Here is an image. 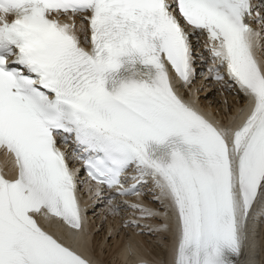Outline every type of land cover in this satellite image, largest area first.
Masks as SVG:
<instances>
[{
    "label": "snow or ice",
    "instance_id": "6c2138e0",
    "mask_svg": "<svg viewBox=\"0 0 264 264\" xmlns=\"http://www.w3.org/2000/svg\"><path fill=\"white\" fill-rule=\"evenodd\" d=\"M190 36L205 39L213 80L226 75L251 104L235 131L218 130L173 87L167 66L184 86L194 77ZM261 40L264 3L253 0H0V152L16 172L0 175V264H91L35 219L82 232L70 144L98 199L151 183L168 202L172 264H236L249 216L264 206ZM137 65L151 70L147 82Z\"/></svg>",
    "mask_w": 264,
    "mask_h": 264
},
{
    "label": "bare ground",
    "instance_id": "6f19581e",
    "mask_svg": "<svg viewBox=\"0 0 264 264\" xmlns=\"http://www.w3.org/2000/svg\"><path fill=\"white\" fill-rule=\"evenodd\" d=\"M77 23L79 27L81 21L77 20ZM83 39L84 36L81 35V40ZM260 43L262 47L257 55L259 59H264V41L261 40ZM191 44L192 48L199 46L203 60L209 61L202 39L196 36V40ZM195 82V107L203 113L209 112L207 117L210 120L217 122L219 127L226 128L240 110V103L243 101L241 94L234 87H228L230 81ZM6 170L10 171L8 165ZM94 191L95 188L83 192L85 206L89 209L85 228L91 234L85 253L90 258H94L98 264H171L175 248L176 219L170 211L168 202L158 199L160 194L152 184L143 188L144 193L141 194L143 203L136 200L128 201L130 205L142 207L145 213L151 214L147 219H139L141 212L131 211L132 206L118 202L109 204L101 199L103 196L98 199ZM116 208L121 210L118 214H111V210ZM165 226L169 231L160 230ZM236 264H264L262 205L249 216L247 241Z\"/></svg>",
    "mask_w": 264,
    "mask_h": 264
}]
</instances>
